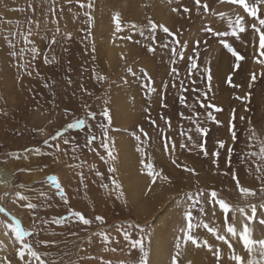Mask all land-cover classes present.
I'll return each instance as SVG.
<instances>
[{
  "label": "rangeland",
  "instance_id": "rangeland-1",
  "mask_svg": "<svg viewBox=\"0 0 264 264\" xmlns=\"http://www.w3.org/2000/svg\"><path fill=\"white\" fill-rule=\"evenodd\" d=\"M80 2L87 4L88 0ZM207 2L201 0L202 4ZM248 2L254 3V0ZM192 3L193 0H91V8L87 9L92 17L89 24L86 23L85 10L79 8L77 0H71V3L68 0H56L55 5H51V0L48 3L44 0H0V167L8 177L5 184L0 181V196L5 197L0 205L19 219L25 230L33 231V216L37 220L43 217L51 221L67 215V208L55 195L49 202L50 207L41 208L36 213L12 202L16 192L24 191L19 187L20 184L25 189H43L54 194L55 189L43 181L48 175H56L65 189L69 206L81 211L86 218L94 221L96 215H101L110 230L116 225L126 229L129 225L134 226L130 229L131 237L133 240L143 238V256H146L148 264H172L174 256L176 264H215V257L203 247L185 245L181 239L180 249L176 248V238L182 237L180 229L184 226L181 211L187 204L184 194L195 193L200 189L206 192L216 190L220 198L234 207L264 202V192H261L264 185L256 179L253 163L259 160L245 155L250 151L258 153L259 142L264 141V66L256 63V59L264 57H260L256 51L258 35H252V19L238 10L237 6L216 3L210 9V13L223 11L233 20L237 14L245 17L246 31L240 33L239 40H229L233 48L246 57L240 62V67L233 71L231 66L234 58L231 54L217 39L202 30L204 25L214 30L226 29V21H220L211 14L198 18L194 10L183 13V7ZM49 7H54L55 17L48 11ZM173 8H177L179 14L174 13ZM116 16L123 29L119 33L115 31L113 22ZM260 17L264 18V8L260 11ZM29 20L40 22L38 30L35 24L32 25L34 32H39L32 39L40 55L33 60L26 53L24 61H21L19 56L13 57L11 52L18 53L19 48L24 46L22 41L17 42L16 49H11L3 37L10 31L27 30ZM149 20L176 33V39L181 43L186 41V57L193 55V49L199 41L198 66L210 68L213 75L212 91L208 92L207 102L222 109L220 113L211 110L221 124L207 120V112L199 106L198 93L191 91L193 87L207 91L205 84L199 83V75L193 74V78L198 81L193 85L188 80L186 61L178 64L171 62L170 48L174 46L172 38L158 27L153 42L152 33L148 31ZM133 24L138 27L130 29L129 25ZM56 27L61 29L57 40L63 46L57 44L50 47ZM140 29L144 30L148 39L139 35ZM69 34L70 40L67 39ZM125 36H132V41L121 38ZM165 42L169 44L167 49L161 47ZM148 46L155 50L149 52ZM53 57L56 62L44 63L45 58L52 61ZM21 63H28V67L20 68ZM129 67L136 73L135 77L128 74ZM173 67L179 70V78L175 80L171 73ZM140 69L145 70L148 78L143 76ZM93 71L105 77V80L98 82ZM253 73L257 79L251 82L249 88L247 85ZM228 75H232L233 82L241 87H231L226 82ZM180 80H184L183 88ZM45 83L49 87L45 88ZM164 84L168 87L164 88ZM151 88H156L157 92H150ZM181 96L187 104L196 105L195 111L200 113L199 116H192V110L180 103ZM237 96L241 99L237 100ZM104 107L109 109L112 118L108 135L116 156L112 166L117 169L112 174L108 172L109 165L100 159V155L106 157L104 150L99 147L103 136L98 127L101 122L107 123L99 115ZM65 110L71 115L66 116ZM90 111L97 113L95 120L88 116ZM233 114L237 132L235 143L227 127ZM188 116H192L199 126L209 129L201 140L210 154L220 153L219 168L213 164L212 155L205 157L198 146L192 147L186 136H180L182 131L194 138L197 135V124L187 120L185 117ZM240 117L244 119L240 120ZM77 119L85 120L84 128L68 129L67 124ZM165 120L171 121L170 129L164 123ZM151 121L157 124L154 126ZM140 129L147 136L141 134ZM57 131H63L64 137L50 142L59 143L67 155L58 154L54 148L44 144V140ZM251 131H255L256 137L252 141L253 147L249 148ZM90 134L96 135L98 139L88 147L86 140ZM137 135L141 136L140 140H136ZM169 136L177 145L174 153L164 148ZM63 139H70L72 143L65 145ZM219 141L225 143L224 149L219 148ZM181 142L188 147L180 149ZM72 147L76 148L75 153ZM228 148L233 149L231 172L236 174L240 186L254 191L255 196L240 195L236 181L229 172ZM173 160L180 165L179 168L172 163ZM81 161H84L82 167H69L80 165ZM148 163L167 179L157 177L153 183L147 175L145 165ZM185 168L193 169L195 174L184 171ZM78 172L84 173L83 184L80 183ZM97 172L102 173L103 177L97 176ZM113 178L120 184L118 191L113 189ZM105 184L107 188L103 186ZM24 194L30 195L26 191ZM212 207V204L206 205L208 215L204 219L210 226H216L221 224L222 215L217 208V216H211L209 210ZM6 219L0 214V261L11 260L12 264H17L18 244L13 243L14 237L4 227L3 221ZM260 219H264V216L258 211L256 220L250 225L254 239L264 238V225L259 223ZM140 228L144 229L143 233ZM86 229L89 226L76 223L66 222L62 226L50 223L39 237L27 239L28 242H33L35 238L49 241V246L45 248L41 245L40 250L42 254L47 253L49 260L56 259L57 264L60 259H64V264L70 261H76V264H100L101 256L104 264L109 261L110 264H139L143 258L139 249H133L129 241H125L115 231L112 234L118 243L114 241L112 246L116 251L102 252L98 238H94L91 244L84 239L96 230V223L90 231ZM197 231L205 234L202 239H214L206 230ZM233 242L237 253L246 256L242 246ZM221 252L223 264H234L227 262L229 252L226 245L221 246ZM79 256L84 259L78 260ZM89 256L96 259L89 260Z\"/></svg>",
  "mask_w": 264,
  "mask_h": 264
},
{
  "label": "snow or ice",
  "instance_id": "snow-or-ice-1",
  "mask_svg": "<svg viewBox=\"0 0 264 264\" xmlns=\"http://www.w3.org/2000/svg\"><path fill=\"white\" fill-rule=\"evenodd\" d=\"M45 3H48L49 0H44ZM69 3H71V0H68ZM56 0H51V5H55ZM77 3L79 5L80 9H84V16L87 17L86 23L91 22L92 17L87 11V9L91 8V0H88V3H82L80 0H77ZM216 3L220 4H229V5H235L237 6L238 10H242L244 14L247 15V17H250L252 19V35L255 37L258 35V54L260 57H264V18L260 17V11L262 8H264V0H254V3H249L248 0H208L207 3L202 4L201 0H193V3L189 6L183 7L182 11L183 13H190L191 11H195L197 17L199 18L201 15L208 16L211 14L214 17H217L220 21H226L227 28L226 29H213L212 27L208 25H204L203 32L206 34L211 35L213 38L217 39L218 42L223 45L224 49H227V51L231 54V57L234 58V64L231 66V69L234 71L235 69H238L240 67V62L246 60V57L242 55L239 51L233 48L232 43L229 42L231 38H235L239 40L240 33H243L246 31V24H245V17L244 15L237 14L236 18L233 20L229 16L226 15L223 11H212L210 13V9L213 8V6ZM49 12L52 13L53 17H55V9L54 7H49ZM172 11L174 13L179 14V10L177 8H173ZM2 19V18H0ZM55 23L56 21L53 20ZM113 22L115 24V31L117 33L123 31L121 23L119 21V17L116 16L113 18ZM29 27L27 30H20L17 29L15 31H10L6 35H4V40L7 42L8 46L11 49H16L18 46V41H22L23 47L19 48V52L12 51L11 55L13 57L19 56L21 61H24L25 54L28 53L31 55L32 59L34 60L38 55H40V52L38 48L35 46V42L32 39L34 35H38L39 32H34L32 25L35 24L36 29H40V22L39 21H28ZM46 24V21H45ZM137 25H129L130 29H136ZM160 27L161 30L167 34L168 37L172 38V44L173 47L170 48L172 60L171 62L173 64H178L180 61H186L187 63V73H188V80L193 84L196 85L198 83L197 80L193 78V74L196 73L199 75V83H204L205 88H207V91H203L202 89L198 87H193L191 89L192 92L198 93V102L199 106L203 108L207 112V120L212 121L216 124H221V121H219L216 117V115L213 114L212 109H214L215 113H220L222 111L221 108L215 107L213 104L207 102L208 101V92L212 91V80L213 75L208 67L199 68L197 63V58L199 57V41H197V47L193 49V55L187 56L185 55V52L187 50V42L181 43L180 40L176 39V33H173L169 30V28L164 26H158L157 24L153 23L151 20H149V28L148 31L152 33L151 39L153 42H155V32L157 28ZM61 29L59 27H56L54 30V33L50 40V47L52 45L60 44L63 46L61 41L57 40V36L60 34ZM135 34V33H133ZM90 35V33H89ZM139 35L141 37H144L145 39H148L144 35V30L140 29ZM122 39H126L129 41H132V36H125L121 37ZM67 39H71V35L69 34L67 36ZM136 43H139V41H135ZM207 43V41H205ZM163 48H169V44L167 42L163 43L161 45ZM147 50L149 52H153L155 49L151 46H148ZM196 57V58H194ZM56 62V58L53 57L52 61H49L47 58H45L44 63H54ZM256 63L259 65L264 66V59H256ZM20 68L26 69L28 67V63H21L19 65ZM128 74L135 77L136 73L133 71L131 67L127 69ZM140 72L143 74L145 78H148V74L145 72L144 69H140ZM171 73L173 74L174 80L179 78V70L177 67H173L171 69ZM28 75H31V72L27 73ZM94 78L98 82H103L105 80V77L96 75L95 71H93ZM150 79V78H149ZM257 79L256 74L253 73L251 76V81L248 83L247 87H251V82H254ZM226 82L233 88H239L241 85L235 84L233 82L232 75H228L226 78ZM70 83V81H69ZM125 83H128V81H125ZM173 86L175 87V83H173ZM180 86L183 88L184 86V80H180ZM45 88L49 87L47 83L44 85ZM164 88H167L168 85L164 84ZM187 91V89H184ZM150 92L156 93V88L149 89ZM157 95H159L157 93ZM237 100H240L241 97L237 96ZM105 104H107V101H104ZM180 103L184 104L185 107L192 110V116H199L200 113L195 111V104H187L185 102V98L181 96ZM145 111H148V109H145ZM65 115L70 116L71 112L68 110H65ZM99 115L103 118L104 121H107V123H99L98 127L101 129V135L103 136V139L100 140L99 147L104 150L106 153V157L104 155H100L97 152V155H100V159L104 161L105 164H108V172L110 174L115 173L117 169L112 166V164L115 162L116 156L114 155L112 151V144H111V138L108 135V129L111 125L112 118L109 112V109L107 107H104L103 110L99 113ZM183 115V114H181ZM88 116L95 120L97 117V113L94 111L88 112ZM192 116L185 117L187 120H189L193 124H197V127L195 128V133L197 134L195 138L192 135H189L188 132H180V136L187 137V140L191 142L192 147H199L200 152L205 156L208 157L209 155L213 156V164L219 168V152H213L209 153L205 147L204 142H202L201 137H204L207 135L208 128L207 127H201L199 126L198 122L196 120H193ZM163 119V118H162ZM244 117H240V120H243ZM233 120H235V115L233 114L232 119L228 122V130L231 133V139L233 143L237 140V132H236V125L233 123ZM85 120L83 119H77L72 123L67 124L68 129H81L85 126ZM164 123L169 126V129L171 128V121L165 120ZM152 125H156V121H151ZM35 131V130H34ZM90 131V128H89ZM141 134L144 136H147V133L144 132L143 129H140ZM161 132H163V129H161ZM65 133L63 131H57L54 135H51L48 139L44 140V144L47 145L49 148H54L56 152L63 153L64 155H67V151L62 149L60 147L59 143L52 144L50 141H58L60 138L64 137ZM256 137L255 131H251L249 138H248V147H253V138ZM136 140H140L141 136L137 135ZM98 137L94 134H90L86 140V146L91 147L94 141H96ZM168 143L164 145L165 150L175 152L176 151V142L172 139L171 136L167 137ZM72 141L70 139H63V144L70 145ZM260 147L259 152H248L245 155L249 158L251 157H257L259 162L256 160L253 161L255 164V170H256V179L261 181V184L264 185V141H260ZM219 148L224 149L225 143L223 141H219ZM188 145L184 142L179 143L180 149L187 148ZM72 152L75 153L76 148L72 147ZM38 151V149H37ZM92 151H96L95 148L92 149ZM227 152L229 154L228 158V165H229V172L231 174V177L234 181H236V187L240 191V195L243 197H249V196H255L256 193L249 188L241 187L240 181L238 180L235 173L231 172V157L233 154V149L228 148ZM74 159L76 157H73ZM243 160L244 157H241ZM112 162V163H110ZM173 164L176 165V167H180V165L173 160ZM84 164V161H81L80 165H69V167H82ZM147 169V175L151 177L152 182L155 183L157 177H160L161 179H167V177L162 176L160 172H157L151 163H148L145 165ZM21 171H29L27 169H22ZM184 171L193 172L195 174L193 169L185 168ZM228 174V173H226ZM77 175L79 176L80 183L83 184L85 181V176L83 172H78ZM97 176L103 177V174L100 172L96 173ZM44 184L50 185L51 188L55 189L54 194H50L49 192L41 189L40 191H36L34 188H27L25 189V186L23 184H20L19 187L30 193V195L24 194V191H18L15 193V199L12 201L14 204H19L21 207L26 208L29 210V212L36 213L39 209L50 207L51 204L49 203L51 199L53 198V195L58 196L59 200L62 201L63 205L67 208V215L61 216L59 218H53L51 221L44 219L43 217H40L38 220L35 216L32 218V222L34 225L33 231H27L25 230V227L22 226V223L19 219H17L15 216L10 215L8 211H6V207L3 205H0V214H3L4 217L7 219L3 221L4 227L7 230H10V234L14 237L13 243L18 244V249L16 252V259L17 264H57L56 259L49 260L47 253L45 252L42 254L40 248L41 245H43L45 248L49 246V241L42 239V238H35L33 242H28L29 237H39L40 233L42 231L46 230V226L50 223H54L55 225L62 226L66 222L69 223H76L82 226H89V229H86V231H90L91 226L96 223V230L91 231L90 235L86 236L85 242L88 244H91L93 242L94 238H98L99 242L102 246V252L104 251H111L115 252L116 248L113 247V242L115 241V237L113 236L112 232L115 231L117 235H122L123 239L125 241H129L130 246L133 249H139V252L142 254V257L139 261V264H148L146 256H143L144 254V244H143V238L133 240L131 237V231L134 226L129 225L128 228H124L122 225H116L113 226V228L110 230V228L107 226V222L105 218L101 215H96L94 218V221L92 219L86 218V216L78 210H74L72 207L69 206V199L65 194V189L62 187L60 180L56 175H48L46 180L43 181ZM105 188L108 187L107 184L103 185ZM112 186L114 190L120 189V184L113 178L112 179ZM261 192H264V186L261 187ZM187 198V204L184 209H182V224H184L183 227H181L180 231L182 233L181 236H177L176 238V248L177 250L181 247V239L183 240V243L185 245L191 244L192 246H195L197 248L203 247L208 252H210L215 257V264H223V257L221 252V246L226 245L227 250L229 252L228 261L234 262V264H264V238L254 239L253 238V230L250 227L251 223L256 220L258 211L260 212L261 216H264V202L260 204H250L246 205L244 207H234L230 205L228 202H226L224 199L219 197V194L216 190H211L209 192H206L204 189H200L199 191L195 193H185L184 194ZM117 198H119L117 196ZM5 197L0 196V201H4ZM212 204L213 207L209 210L211 213V216L216 217L217 216V208L219 209V213L222 215V221L221 224L216 226H210V223L205 222V217L208 215V212H206V205ZM194 213H197V215H194ZM231 213V216L229 215ZM186 222V223H185ZM259 223L264 225V219H260ZM37 225H42L45 227H39L37 228ZM198 229L206 230V233L209 234L213 240H209L208 238H201L204 236V233L198 232ZM141 233L144 232L143 228L139 229ZM5 234H9L6 232ZM73 235H77L76 233H73ZM233 241L236 242L237 245L242 246L243 251L247 254L246 256L238 254L236 251V248L234 247ZM118 243V241H115ZM216 242H219L216 243ZM79 247V246H78ZM83 250V249H81ZM179 252H177V255ZM78 260H83V256H79L77 258ZM89 260H94L96 257L89 256ZM0 264H12L11 260H4L0 261ZM58 264H64V259H60ZM69 264H76V261H70ZM100 264H104L103 258L101 256V262ZM110 264V261L108 262ZM172 264H176V257L174 256L172 259Z\"/></svg>",
  "mask_w": 264,
  "mask_h": 264
},
{
  "label": "bare ground",
  "instance_id": "bare-ground-1",
  "mask_svg": "<svg viewBox=\"0 0 264 264\" xmlns=\"http://www.w3.org/2000/svg\"><path fill=\"white\" fill-rule=\"evenodd\" d=\"M0 181L2 183H4V184L6 183V181H8L7 174H6V172L1 167H0ZM233 244H234V247L236 248L234 242H233ZM236 251H237V248H236ZM227 262H230V261H228V259H227Z\"/></svg>",
  "mask_w": 264,
  "mask_h": 264
}]
</instances>
